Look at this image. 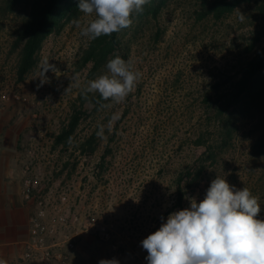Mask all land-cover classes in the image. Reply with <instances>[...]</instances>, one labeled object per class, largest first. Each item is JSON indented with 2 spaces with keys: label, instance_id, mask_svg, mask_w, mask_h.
<instances>
[{
  "label": "rangeland",
  "instance_id": "obj_1",
  "mask_svg": "<svg viewBox=\"0 0 264 264\" xmlns=\"http://www.w3.org/2000/svg\"><path fill=\"white\" fill-rule=\"evenodd\" d=\"M37 1L21 0L10 11L7 0H0V132L7 143H18L24 166L38 163L50 171L53 159L31 152H81L86 136L103 126L98 148L109 155L89 161L82 172L101 176L97 184L102 186L107 174L114 197L127 195L136 213L121 234L125 264H144L148 253L141 241L170 213L190 207L191 199L203 200L216 176L259 196L258 218L264 220V72L255 100L243 98L225 112L218 103L264 47V36L256 39L264 27L263 0L244 2L219 20L208 13L214 0H155L162 3L156 17L134 12L131 26L120 31L122 50L116 54L126 56L142 77L123 102L98 110L84 101L99 94L84 89L107 69L105 63L93 72V62L84 64L92 40L81 29L95 14L80 13V0L66 12L63 27L43 43L36 66L19 78L20 34ZM44 61L57 71L45 70L41 84ZM76 111L83 116L74 142L58 145ZM74 170L71 166L69 179ZM60 176L53 174L55 180ZM152 222H157L154 230ZM67 225L72 234L71 222ZM95 228L77 239L71 264L114 258Z\"/></svg>",
  "mask_w": 264,
  "mask_h": 264
},
{
  "label": "clouds",
  "instance_id": "obj_2",
  "mask_svg": "<svg viewBox=\"0 0 264 264\" xmlns=\"http://www.w3.org/2000/svg\"><path fill=\"white\" fill-rule=\"evenodd\" d=\"M150 0H80L79 12L95 18L82 27L81 35L89 40L109 36L128 28L133 13H140ZM240 19L244 15L240 13ZM79 26V22H77ZM42 71L41 84L46 82ZM107 71L88 81L85 94L98 93L109 107L123 102L139 83L142 73L133 70L132 62L120 56L107 61ZM103 137V126L97 132ZM174 191V190H173ZM260 197L249 188L230 185L216 176L199 203L193 198L190 207L172 212L158 230L141 241L148 264H264V220ZM0 264H7L0 259ZM99 264H119L116 259H101Z\"/></svg>",
  "mask_w": 264,
  "mask_h": 264
},
{
  "label": "crops",
  "instance_id": "obj_3",
  "mask_svg": "<svg viewBox=\"0 0 264 264\" xmlns=\"http://www.w3.org/2000/svg\"><path fill=\"white\" fill-rule=\"evenodd\" d=\"M101 156L100 158L98 156ZM108 153L97 148L95 153L85 159L78 153L74 154L77 160L76 168L72 177L75 180L74 195L71 199L72 210L78 213L81 221L72 222L73 234L78 238L89 234L97 224L104 221H113L118 225L120 234L126 228V223L134 218L133 210L128 205V196L117 195L111 183L107 184V174H105V185L97 184V178H92L82 170L89 161L94 159L106 160ZM22 159V152L18 143L11 145L6 142V136L0 132V259H5L8 264H18L24 251V242L29 238L30 216L32 204L22 196L23 180L25 176V166ZM44 180L39 184V192L48 193L57 188L59 180L49 178L44 171ZM97 176V175H96ZM47 179H50L49 181ZM52 184L50 186L49 183ZM92 183L95 188L93 199L83 198L81 190L83 183ZM48 186H50L48 190ZM153 220V219H152ZM157 227V222H152V230ZM126 230V229H125Z\"/></svg>",
  "mask_w": 264,
  "mask_h": 264
},
{
  "label": "trees",
  "instance_id": "obj_4",
  "mask_svg": "<svg viewBox=\"0 0 264 264\" xmlns=\"http://www.w3.org/2000/svg\"><path fill=\"white\" fill-rule=\"evenodd\" d=\"M66 0H41L37 1L31 15L27 18L24 27L21 31L20 41L23 42L21 52V60L19 64V78L24 79L37 64V53L41 50L45 40L55 31L60 30L66 17V12L75 5L77 0H69L68 7L65 8ZM252 0H214L210 3L208 13H212L215 19L219 20L232 13L235 9L244 2ZM9 10L13 11L21 0H7ZM162 3L156 4L155 0H150V5L143 10L144 15L157 16L161 11ZM260 12L264 22V0L260 6ZM264 36V27L257 40ZM251 46L250 49H253ZM122 50V42L120 31L109 36H101L92 40L88 50L84 56V64L94 63L93 72L101 68L108 60L117 55V51ZM126 59V56L121 57ZM264 72V47L261 51L250 60L241 72V77L232 83L230 89L219 95L218 103L222 112L228 111L243 98L256 99V92L259 88L260 80ZM98 110L106 105L108 101H104L100 96L92 99H86ZM83 113L76 111L72 116L69 124L58 135L56 141L58 145L63 144L69 147L75 140L76 132L81 124ZM97 128L91 134L87 135L81 145L84 147L81 153L93 155L99 146L100 137L97 136ZM86 148V149H85ZM67 151V150H66ZM108 153V152H107Z\"/></svg>",
  "mask_w": 264,
  "mask_h": 264
},
{
  "label": "built area",
  "instance_id": "obj_5",
  "mask_svg": "<svg viewBox=\"0 0 264 264\" xmlns=\"http://www.w3.org/2000/svg\"><path fill=\"white\" fill-rule=\"evenodd\" d=\"M16 100L21 102L23 98L17 96ZM76 153L85 159L90 157L88 154L72 153L66 150L51 154L42 151L40 153L31 152L36 158L42 155L50 156L53 164L47 176L51 179L53 174L57 173L61 175V178L57 188L53 191L39 192V184L44 180L41 166L32 162L25 164L22 196L32 204V211L29 238L24 242V251L18 264H71L77 248L78 235L68 233L64 227L68 226L69 222L72 224V222L81 221L80 215L72 210L71 199L74 195L75 180L73 177L68 178L71 166L74 170L76 161L74 154ZM81 196L90 200L94 198L95 192L90 183H83ZM95 227L100 238L109 245L114 259L118 260L119 264H125L126 244L116 222L104 221ZM144 264H148L147 260H144Z\"/></svg>",
  "mask_w": 264,
  "mask_h": 264
}]
</instances>
